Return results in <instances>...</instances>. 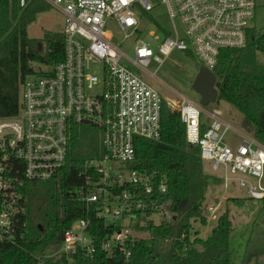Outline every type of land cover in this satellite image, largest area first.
<instances>
[{
  "label": "built area",
  "instance_id": "built-area-1",
  "mask_svg": "<svg viewBox=\"0 0 264 264\" xmlns=\"http://www.w3.org/2000/svg\"><path fill=\"white\" fill-rule=\"evenodd\" d=\"M16 1L22 7L29 2ZM43 1L64 15V59L25 79L19 112L0 117V240L22 237L25 181L59 178L70 159L75 132L85 125L96 129L100 148L97 156L83 163L86 183L77 190L80 199L95 204L97 215L106 223L117 224L108 222L109 215L114 219L128 216L134 223L133 213L148 208L170 217L163 204L144 199L140 193L155 191L156 175L128 165L134 160L137 138H160L166 99L125 62L147 71L150 63L162 65L179 51L192 54L214 71L221 50L246 46L256 0H160L172 30L164 31L156 23L165 32L156 50L139 39L142 20L155 7L152 0ZM109 22L120 27L125 39L136 41L134 59L114 43ZM181 100L179 112L187 140L199 145L201 158L212 162L226 184L237 182L250 198L264 199V144L238 132L241 141L232 147L225 135L237 130L223 118L220 107L208 109L184 96ZM204 115L209 121L206 128ZM124 170L130 172L128 176ZM125 183L133 185V190L118 192L116 187ZM158 190L167 192V184L161 181ZM89 226V218L75 221L63 234L61 253L74 252L79 245L94 250ZM123 228L104 238V247L119 246L129 257L130 251L123 246L129 234Z\"/></svg>",
  "mask_w": 264,
  "mask_h": 264
},
{
  "label": "trees",
  "instance_id": "trees-1",
  "mask_svg": "<svg viewBox=\"0 0 264 264\" xmlns=\"http://www.w3.org/2000/svg\"><path fill=\"white\" fill-rule=\"evenodd\" d=\"M46 9L43 0H29L25 7L16 0H0V117L19 112L18 83L21 75L34 72L33 62L53 65L64 59L62 32H46L39 52L35 51L37 41L28 37V26ZM214 72L217 102L234 106L241 113L242 128L264 144V30L252 27L245 47L221 50ZM208 122L203 118V128ZM71 145L70 159L59 178L25 181L22 237L0 240V264H38V253L61 245L65 231L80 218L90 219L88 232L95 238L94 250L79 245L74 252H63L45 264H264V240L256 241L252 248L247 242L241 257L232 247L234 224L228 210L218 217L206 238L197 234L193 238V221L207 223L203 202L212 176L203 169L199 145L187 140L179 110L168 106L166 100L160 138H137L135 157L128 165L156 175L155 191L140 193L144 199L163 204L171 216L156 223L154 208L135 211L136 221L130 227L148 236H128L123 246L130 251L129 257L119 246L112 250L104 247V238L114 236L123 226L106 223L97 215L96 205H87L77 192L86 183L84 161L97 156L100 148L96 129L81 126ZM161 181L167 184L165 193L158 190ZM133 188L125 183L116 190Z\"/></svg>",
  "mask_w": 264,
  "mask_h": 264
},
{
  "label": "rangeland",
  "instance_id": "rangeland-1",
  "mask_svg": "<svg viewBox=\"0 0 264 264\" xmlns=\"http://www.w3.org/2000/svg\"><path fill=\"white\" fill-rule=\"evenodd\" d=\"M152 2L155 7L142 20L141 29L143 32L139 39L150 42L151 47L156 50L160 41L165 37L164 31L172 30V21L165 6L160 3V0H152ZM256 2V15L251 25L259 30H264V0H256ZM45 3L47 4V9L38 12L35 21L27 29L28 37L35 39L37 42H41V47L44 44L42 42L46 32H62L64 28L63 13L58 8L49 5L47 2ZM156 23H159L164 31L158 30ZM108 27L114 33V43L118 44L119 48L127 56L134 59L136 41L133 39H125L122 30L116 23L109 22ZM125 64L130 69L141 73L161 93L162 97L166 99L168 106L172 109H180L182 96L196 103H200V94L193 88V81L201 65L195 57L187 55L184 52L175 51L166 58V61L162 65L156 62L150 63L146 68L147 71H141V69L128 60ZM32 67L34 69L33 73L20 76L18 83V94L20 98L23 94L24 80L35 77L38 73L49 69L48 64L40 62H33ZM152 74H155V76H152ZM214 106H218L223 110V118L227 122H230L237 130V133L235 130H230L225 135V141L232 147H236L241 141L238 132L247 133L240 124V119L242 118L241 113L234 106L223 100L215 104H209L206 108L210 109ZM203 118L208 120L205 115ZM202 164L205 173L212 176L206 190L205 201L203 202V215L206 217L207 223L202 224L199 220L193 221L194 230L192 236L194 238L197 234L201 238H206L217 224L218 217L228 210L234 224L231 237L232 247L237 250L238 255L241 257L244 250H247L245 247L247 242L250 241V247L252 248L256 244V241L261 242L264 240V202L250 198L247 189L241 187L237 182L226 184L220 177L222 173L213 170L212 162L203 160ZM118 165L119 163L117 162L116 166ZM118 171L121 172L120 170ZM129 173L128 170L123 171L124 176H128ZM152 219L156 223H159L164 217L156 213L152 215ZM107 220L108 222L115 221L117 224H122L126 234L143 237L148 236L147 232L136 231L130 227L134 224V219L132 220L128 216L114 219L109 215ZM62 250V245L45 248L38 253L40 257L38 264H45L47 260H56Z\"/></svg>",
  "mask_w": 264,
  "mask_h": 264
},
{
  "label": "water",
  "instance_id": "water-1",
  "mask_svg": "<svg viewBox=\"0 0 264 264\" xmlns=\"http://www.w3.org/2000/svg\"><path fill=\"white\" fill-rule=\"evenodd\" d=\"M40 48L41 42H37L35 51L39 52ZM216 83V73L207 66L201 64L193 81V88L200 94V104L202 106L215 104L218 101L219 90Z\"/></svg>",
  "mask_w": 264,
  "mask_h": 264
},
{
  "label": "crops",
  "instance_id": "crops-1",
  "mask_svg": "<svg viewBox=\"0 0 264 264\" xmlns=\"http://www.w3.org/2000/svg\"><path fill=\"white\" fill-rule=\"evenodd\" d=\"M206 121V120H205ZM209 123V122H208Z\"/></svg>",
  "mask_w": 264,
  "mask_h": 264
}]
</instances>
